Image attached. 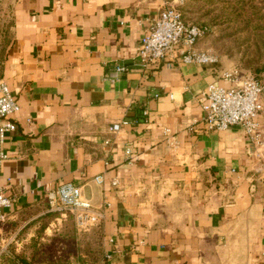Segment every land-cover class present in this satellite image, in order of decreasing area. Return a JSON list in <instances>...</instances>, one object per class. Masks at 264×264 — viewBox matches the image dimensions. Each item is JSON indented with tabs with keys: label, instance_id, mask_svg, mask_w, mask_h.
Here are the masks:
<instances>
[{
	"label": "crops",
	"instance_id": "crops-1",
	"mask_svg": "<svg viewBox=\"0 0 264 264\" xmlns=\"http://www.w3.org/2000/svg\"><path fill=\"white\" fill-rule=\"evenodd\" d=\"M173 4L6 0L0 79L18 110L0 166L12 199L0 252L20 250L48 211L47 192L72 182L102 213L98 264H264V145L257 154L239 126L202 120L203 93L232 85L222 77L230 64L183 62L173 49L139 65L141 37ZM122 119L136 122L109 130ZM258 121L264 137L262 113Z\"/></svg>",
	"mask_w": 264,
	"mask_h": 264
},
{
	"label": "built area",
	"instance_id": "built-area-1",
	"mask_svg": "<svg viewBox=\"0 0 264 264\" xmlns=\"http://www.w3.org/2000/svg\"><path fill=\"white\" fill-rule=\"evenodd\" d=\"M184 0H175L182 4ZM208 31V27L197 24H186L182 14L175 6L163 8L153 19L146 33L141 37L137 51L139 65L149 68L156 65L168 51L178 49L181 61L196 64H216L219 58L216 54L198 49L197 41ZM125 70L123 66H116L109 74L113 81L119 73ZM222 77L232 83L230 87H223L215 83L207 86L201 100L202 120L207 129L226 130L239 126L245 133L249 143L259 152L263 146L262 133L258 121L263 111L261 94L263 84L260 80L243 75L237 67L224 69ZM18 110L15 98L11 94L7 83L0 79V166L7 159L4 149L6 134L16 127L12 115ZM135 121L122 119L112 123L109 130L118 132L123 126L132 125ZM166 141L175 146L176 140L170 128L164 129ZM126 154L130 155L129 149ZM99 184L104 182L102 175L95 176ZM112 185H117L113 180ZM47 205L50 210H69L82 227H88L100 220L102 213L93 207L80 192L78 186L72 182H63L49 190L46 194ZM12 199L4 195L0 188V222L6 218V210L11 206Z\"/></svg>",
	"mask_w": 264,
	"mask_h": 264
},
{
	"label": "trees",
	"instance_id": "trees-1",
	"mask_svg": "<svg viewBox=\"0 0 264 264\" xmlns=\"http://www.w3.org/2000/svg\"><path fill=\"white\" fill-rule=\"evenodd\" d=\"M175 7L179 9L177 5ZM180 12L186 24L221 26L219 40L228 39L230 34H246L243 41L235 45L237 51L242 49L240 57L242 68L236 67L240 72H244V74L241 72L243 75L260 80L258 77L264 72V0H186ZM230 54L234 55L231 52ZM56 215L47 211L32 221L39 222L36 233L20 250L11 248L8 254H4L3 264H98L104 255V231L100 220L83 232H76L80 230L71 228L69 230L71 232L67 233L65 228L71 220L69 218L62 229L63 235L71 240L69 251L61 250L62 254L58 257L41 259L44 256L40 249L44 230L49 222L57 217ZM25 232L19 231L17 236ZM54 235L62 237V231Z\"/></svg>",
	"mask_w": 264,
	"mask_h": 264
},
{
	"label": "rangeland",
	"instance_id": "rangeland-1",
	"mask_svg": "<svg viewBox=\"0 0 264 264\" xmlns=\"http://www.w3.org/2000/svg\"><path fill=\"white\" fill-rule=\"evenodd\" d=\"M185 2H186V0H184L181 5L178 3L173 4V5L174 6L177 5V7L182 11V7H183ZM5 3H6V0H0V6L5 5ZM5 10H6L5 6L0 8V66H1V61H2V59H1L2 58V51H3V47H4V42H5V38L3 36H5V35L8 36V28H9V27H5V25L7 24L8 20H9V17L7 18V16H6ZM6 19H8V20L6 21ZM194 24H196V23H194ZM8 25H9V23H8ZM197 25H199V24H197ZM220 29H221V26H218L217 24H215L212 27L209 26L208 31H207L208 34H205L202 38H200L197 41V46L199 45L202 48V50L210 51V52L216 54L219 58V61L222 60V61L230 64V67H236L237 66L239 68H242L241 67V59H240L242 49L237 51L235 45L237 43H240L241 41H243V39L246 37V34H244V33L230 34L229 35L230 37H228V39L219 40L218 36H219V34H221V33H219ZM230 52L234 53V55H231ZM242 73L244 74V72H242ZM258 78L263 83V91L261 94V99H262V103H263L262 115L264 116V72ZM262 137H263V135H262ZM46 209H48L49 212L56 213L57 214L56 216L59 217V220L54 221V224L51 223V225H49L52 220L49 222V224L46 227L47 228L50 227V231L48 229H47V231H44V237L41 239L42 244H40V249L44 253V256H42L41 259L45 258L47 260L51 257L55 258V257H58L59 255H61L62 254V253L60 254L61 250L63 252L69 251V249L71 247V240L68 237H65L63 235V230H62L63 226L65 225V223H67L69 218L71 220H69V224L65 228V230H67V231H65V232L70 233L71 231H69V230L71 228H76V229L80 230V231H76V232H83V230H86L87 227H82V226L78 225L76 223L74 215L69 210H66V209L50 210L48 205L46 207H44V210H46ZM90 227L88 226V228H90ZM61 231H62V237L54 235L56 232L61 233ZM35 233H36V231H34V234ZM60 240H61V243H59ZM4 254H8V253H6L5 251L0 252V264L4 263V261H3V255Z\"/></svg>",
	"mask_w": 264,
	"mask_h": 264
}]
</instances>
